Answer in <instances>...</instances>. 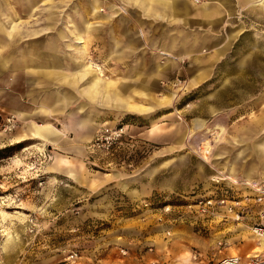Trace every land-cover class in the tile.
<instances>
[{
	"label": "rangeland",
	"instance_id": "374dc122",
	"mask_svg": "<svg viewBox=\"0 0 264 264\" xmlns=\"http://www.w3.org/2000/svg\"><path fill=\"white\" fill-rule=\"evenodd\" d=\"M91 1L0 0V30H55L61 43L83 46L70 17ZM250 1L231 18L216 60H132L150 88L101 87L112 66L104 71L91 48L93 60H79L72 76L85 67L83 79L94 75L88 91L103 88V99L128 112L103 111L79 145L70 134L58 145L22 137L23 123L1 102V93L16 92L8 75L0 87V264H213L264 248L252 234L255 191L264 186L256 145L264 141V2ZM61 120L48 123L61 130Z\"/></svg>",
	"mask_w": 264,
	"mask_h": 264
},
{
	"label": "crops",
	"instance_id": "0c3cea01",
	"mask_svg": "<svg viewBox=\"0 0 264 264\" xmlns=\"http://www.w3.org/2000/svg\"><path fill=\"white\" fill-rule=\"evenodd\" d=\"M111 1L85 2L88 7L83 8L78 19L70 17L74 33L83 46L61 43L55 30H48L41 37L39 30L34 29L30 31L31 36L22 31V36L11 37L4 36V31L0 30V87L10 75L16 91L14 95L1 93V102L8 114L17 116L23 123L22 137L58 145L70 134V142L79 145L93 136L92 133L86 140L87 134L82 129L98 128L103 111L128 112L120 109V103L103 99V88L101 92L96 88L95 94L88 91V81L94 75L83 79L85 67L78 70L79 76H72L81 67H77L79 60L95 57L104 71L106 66H112L109 70L113 78L106 82L98 78L101 87L110 83L116 90H136L143 83L150 88V76L145 67L132 69V60H143L139 66L145 65L144 60H162V55L180 60H216L231 34V18L241 16L247 6V0ZM116 1L126 6L123 14L118 11ZM250 2L262 5L264 0ZM29 13L33 16V11ZM74 33L70 32V37ZM64 35L66 39L68 34ZM76 47H80L78 56ZM91 48L94 57L89 55ZM201 64L198 62L197 66ZM164 68L165 71L168 66L164 64ZM202 74H199L200 79ZM61 117H64L61 130L48 123L50 118ZM256 145L264 153V141ZM67 165L65 169L69 171V162Z\"/></svg>",
	"mask_w": 264,
	"mask_h": 264
},
{
	"label": "built area",
	"instance_id": "2783aa9c",
	"mask_svg": "<svg viewBox=\"0 0 264 264\" xmlns=\"http://www.w3.org/2000/svg\"><path fill=\"white\" fill-rule=\"evenodd\" d=\"M261 189V187H260ZM264 191V189H263ZM258 196L255 198V202L259 205V216L258 222L252 227V234L258 241L264 243V192H257ZM225 201H220L222 205ZM77 255L75 253H70L68 260L73 261ZM243 261L240 257L235 255L225 256L213 264H264V250L261 253H256L249 258H245Z\"/></svg>",
	"mask_w": 264,
	"mask_h": 264
},
{
	"label": "bare ground",
	"instance_id": "6f19581e",
	"mask_svg": "<svg viewBox=\"0 0 264 264\" xmlns=\"http://www.w3.org/2000/svg\"><path fill=\"white\" fill-rule=\"evenodd\" d=\"M263 189H264V186L261 187V189H260V187H257L255 192L263 193V192H264ZM260 242H262V241H260ZM260 242H259V243H260ZM263 250H264V248H263L259 253L263 252ZM254 254H256V253H254ZM254 254H252V255H254ZM252 255H251V256H252ZM251 256H249V257H251ZM246 257H247V256H246ZM249 257H247V258H249Z\"/></svg>",
	"mask_w": 264,
	"mask_h": 264
}]
</instances>
